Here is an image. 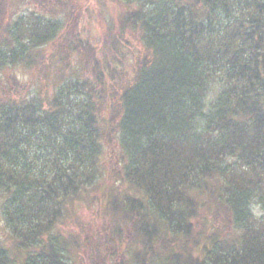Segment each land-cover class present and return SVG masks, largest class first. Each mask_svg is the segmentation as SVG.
Listing matches in <instances>:
<instances>
[{
    "label": "trees",
    "instance_id": "1",
    "mask_svg": "<svg viewBox=\"0 0 264 264\" xmlns=\"http://www.w3.org/2000/svg\"><path fill=\"white\" fill-rule=\"evenodd\" d=\"M78 1L43 0L63 18L9 19L13 0H0V77L44 61L58 38L92 73L58 77L44 99L0 98L14 243L0 242V264H81L88 248L89 264H264V0H99V36L64 35ZM114 139L132 193L106 194L98 242L64 236L57 223L102 175Z\"/></svg>",
    "mask_w": 264,
    "mask_h": 264
},
{
    "label": "rangeland",
    "instance_id": "2",
    "mask_svg": "<svg viewBox=\"0 0 264 264\" xmlns=\"http://www.w3.org/2000/svg\"><path fill=\"white\" fill-rule=\"evenodd\" d=\"M45 4L43 0H13L7 13H9V19H14L20 13L27 14L31 11L46 16L53 15L61 18L65 17V14L61 11L55 15L52 10L45 8ZM112 9L113 4L109 3L107 10L111 11ZM73 13L77 14V19L79 21L77 23L73 21L70 24V22L65 21L64 18L63 20L65 22L62 34H64L63 32H66L67 29L69 30L68 26L71 27L72 30L74 27L78 26L80 29L90 28L92 32L97 33L99 36V30L103 24V19L99 17V0H81L76 2ZM79 31L83 32L81 30ZM82 34L83 33H80L78 36H82ZM61 37L63 36L61 35ZM127 39L131 42L129 45L130 47H132V43H136L133 37L128 36ZM58 40L57 44L51 42L49 46H47L48 49L45 52L49 55L44 61L33 66L14 65L6 68L5 73L0 77V98L41 96L44 99L53 91V85L58 77L62 76L69 78L70 76H75L74 71H77V74L82 70L85 72L86 69L81 68L84 64L82 63V57L79 53L76 51H68L67 45L63 44V38H58ZM132 51L133 53H128L129 60L131 61L136 57L133 48ZM85 73L87 75L92 74L89 70ZM116 146L115 139L113 142L105 143L101 156L102 175L98 178L93 187L90 188L88 193L81 197V199L79 198L78 205H76L75 208H71L69 214L61 218L57 223L56 230L60 231L64 236L78 234L80 238L87 237L91 238L93 242H98L99 234L103 231V228L107 226L106 223L109 219L107 215L103 216L105 215L104 205L106 203V194L113 187H117L120 191L132 193V190L127 187L126 183L120 180L121 174L119 172L121 165L119 161L116 160ZM255 210L258 211L257 213L259 214L264 213V209L261 205L255 206ZM0 242L8 248L14 247V243L9 236V230L3 219L2 198H0ZM92 251V248L80 249L77 251V259L81 261V264L91 263L90 257L92 256ZM77 259H75V261H78ZM94 260H97V258L93 255L92 261Z\"/></svg>",
    "mask_w": 264,
    "mask_h": 264
}]
</instances>
